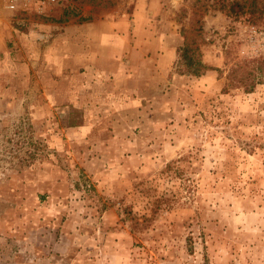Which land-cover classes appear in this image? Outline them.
Returning a JSON list of instances; mask_svg holds the SVG:
<instances>
[{
    "label": "rangeland",
    "instance_id": "374dc122",
    "mask_svg": "<svg viewBox=\"0 0 264 264\" xmlns=\"http://www.w3.org/2000/svg\"><path fill=\"white\" fill-rule=\"evenodd\" d=\"M207 7L0 4V264H264V82L224 91L236 64L264 56V24ZM122 18L172 28L160 104L114 105L110 79L90 82L67 42L60 58L56 45L41 53L59 25ZM38 22L37 44L7 36ZM184 45L206 65L199 74Z\"/></svg>",
    "mask_w": 264,
    "mask_h": 264
},
{
    "label": "crops",
    "instance_id": "0c3cea01",
    "mask_svg": "<svg viewBox=\"0 0 264 264\" xmlns=\"http://www.w3.org/2000/svg\"><path fill=\"white\" fill-rule=\"evenodd\" d=\"M156 16L158 17L159 14ZM139 18L140 16L136 17V19ZM129 25L130 20L127 18L118 21L110 19L88 21L74 26L59 25L62 30L56 35L58 43L50 41L47 45L45 44L41 53L42 55L48 54L51 48L56 45L55 55L60 58L61 55L64 56L65 42H67L71 45L74 52L73 58L75 57L77 62L74 67L80 68L81 66L78 71L81 74L87 72L84 75L90 82L105 77L110 79V89L114 88V91H118V98H120L114 102V105L133 104L140 108L141 105L144 107L146 104L143 102V98L145 100L148 98L146 102H150L153 98V102L160 104L168 91H155V87L160 77H167L172 69V28L164 26V23L160 24L156 20L155 25L145 26L141 23L136 26ZM35 26L38 28H30L25 33L17 32L19 30L12 27L7 36L11 37L12 35L16 39L21 35L20 33L26 34L25 37L26 39L28 37L31 44H37L34 34H37L39 30L45 31L44 26L48 25L38 22ZM126 53L129 54L127 55L129 59L124 57ZM137 54L142 56L139 73L131 72L128 69L136 64L134 59ZM82 67H85V72L81 70ZM170 88L172 89V82ZM170 103H172V99H170ZM108 105L113 107L111 103Z\"/></svg>",
    "mask_w": 264,
    "mask_h": 264
},
{
    "label": "trees",
    "instance_id": "16d2710c",
    "mask_svg": "<svg viewBox=\"0 0 264 264\" xmlns=\"http://www.w3.org/2000/svg\"><path fill=\"white\" fill-rule=\"evenodd\" d=\"M208 7H215L227 15L242 18L251 24H264V0H206ZM208 7L206 9H208ZM196 48L184 45L180 48L184 63L189 72L199 74L206 65L194 56ZM264 82V56H258L236 64L230 71V80L224 87H244L245 91H254L259 83Z\"/></svg>",
    "mask_w": 264,
    "mask_h": 264
},
{
    "label": "built area",
    "instance_id": "2783aa9c",
    "mask_svg": "<svg viewBox=\"0 0 264 264\" xmlns=\"http://www.w3.org/2000/svg\"><path fill=\"white\" fill-rule=\"evenodd\" d=\"M3 4L9 10L23 9L28 10L32 4L40 11H44L46 5L56 4L58 0H0V4Z\"/></svg>",
    "mask_w": 264,
    "mask_h": 264
}]
</instances>
